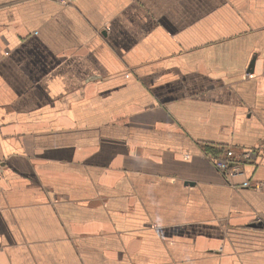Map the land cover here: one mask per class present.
<instances>
[{"label": "crops", "instance_id": "1", "mask_svg": "<svg viewBox=\"0 0 264 264\" xmlns=\"http://www.w3.org/2000/svg\"><path fill=\"white\" fill-rule=\"evenodd\" d=\"M264 0H0V264H264Z\"/></svg>", "mask_w": 264, "mask_h": 264}, {"label": "built area", "instance_id": "2", "mask_svg": "<svg viewBox=\"0 0 264 264\" xmlns=\"http://www.w3.org/2000/svg\"><path fill=\"white\" fill-rule=\"evenodd\" d=\"M63 5H70L73 3V0H57ZM260 152L264 153V141L261 142L260 146L255 149H244L240 152L239 155L233 154L231 157L220 158L217 160V168L222 171H228L231 176L243 174L242 164L238 157L241 160H252L256 158ZM254 189H263L264 190V181H258L252 185Z\"/></svg>", "mask_w": 264, "mask_h": 264}, {"label": "rangeland", "instance_id": "3", "mask_svg": "<svg viewBox=\"0 0 264 264\" xmlns=\"http://www.w3.org/2000/svg\"><path fill=\"white\" fill-rule=\"evenodd\" d=\"M55 1H57V0H55ZM74 1V0H73ZM58 2V1H57ZM59 3V2H58ZM61 4V3H60ZM61 5H63V4H61ZM64 6V5H63ZM264 141V140H263ZM226 158V157H225Z\"/></svg>", "mask_w": 264, "mask_h": 264}]
</instances>
